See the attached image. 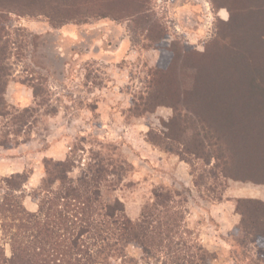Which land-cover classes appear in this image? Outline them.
Instances as JSON below:
<instances>
[{"label": "rangeland", "instance_id": "374dc122", "mask_svg": "<svg viewBox=\"0 0 264 264\" xmlns=\"http://www.w3.org/2000/svg\"><path fill=\"white\" fill-rule=\"evenodd\" d=\"M149 7L146 26L140 17L134 22L95 15L61 25L41 15H10V76L4 94L9 115L0 116V178L30 173L24 204L36 211L30 193L44 177L45 161L70 157L74 175L80 176L99 161L115 165L123 159L132 169L118 171L120 180L110 177L112 186L103 191L106 200L119 199L128 216L138 220L155 190L179 193L175 200L185 215V252L193 255V246L200 245L210 254L204 264H247L236 261L234 252L250 256V264H264V249L236 243L239 234L230 212L238 193L264 196V184L216 179L211 175L214 160L208 165L190 154L181 158L177 152L182 146L169 137L173 108L151 110L155 105L148 104L151 97L165 100L173 94L170 89L176 90L173 79L168 82L173 72L165 77L168 70L159 72L174 49L204 53L230 12L215 8L212 0H152ZM154 23L162 39L156 37ZM180 136L190 138L191 130ZM220 196L229 207L219 205ZM0 246L7 257L12 255L1 228ZM129 254L141 257L135 246Z\"/></svg>", "mask_w": 264, "mask_h": 264}, {"label": "trees", "instance_id": "16d2710c", "mask_svg": "<svg viewBox=\"0 0 264 264\" xmlns=\"http://www.w3.org/2000/svg\"><path fill=\"white\" fill-rule=\"evenodd\" d=\"M151 1L0 0V116L9 115L4 94L10 76L6 65L7 41L10 44L7 37L13 26L10 15H41L61 25L95 15L134 22L140 17L146 26L150 23L147 14ZM212 3L215 8H227L229 20L221 23L220 33L204 53L179 45L174 49L159 72L168 70L162 77L173 72L168 82L173 79L176 90L170 89L173 94H167L165 100L151 97L148 104L155 105L151 110L161 105L173 108L169 139L182 146L177 152L180 157L190 154L206 160L208 165L214 160L211 175L216 179L221 176L225 180L264 184V0ZM152 28L156 37L162 39V30L156 23ZM188 129L191 137L183 139L180 135ZM211 146H216L213 152H205V147ZM115 155L121 157L120 153ZM44 169V177L30 193L38 204L36 211L24 204L30 173L0 178V228L12 252L7 257L5 248L0 246V264L207 261L210 254L200 245L193 246V255L184 251L185 215L175 200L179 193L155 190L153 201L142 209L138 220L128 216L119 199L104 198V189L112 186L110 177L118 175L120 180L118 171L125 174L132 169L126 160L120 159L115 165L99 161L80 176L74 175L76 164L70 157L47 160ZM194 172L193 169L191 174ZM217 200L222 201L223 197ZM235 209L240 215L235 227L238 246L246 249L251 244L264 249V201L238 198ZM131 246L141 251L139 259L129 254ZM233 256L236 261L250 264L251 257L244 252H234ZM260 259L264 263V256Z\"/></svg>", "mask_w": 264, "mask_h": 264}, {"label": "crops", "instance_id": "0c3cea01", "mask_svg": "<svg viewBox=\"0 0 264 264\" xmlns=\"http://www.w3.org/2000/svg\"><path fill=\"white\" fill-rule=\"evenodd\" d=\"M191 176V175H190ZM191 178H192V176H191ZM185 185L187 186V187H190V184H186L185 183ZM237 196H238V198H257V199H261V200H263L264 201V196L262 195V196H251V195H247V194H242V193H238L237 194ZM229 201H227L226 203L225 202H220L219 203V205H221V206H224V207H229V203H228ZM231 207V206H230ZM235 207L236 206H232L231 207V213H232V218L234 219V226H236L238 223H239V221H240V215L236 212V209H235Z\"/></svg>", "mask_w": 264, "mask_h": 264}]
</instances>
